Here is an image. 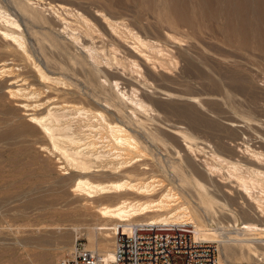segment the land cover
I'll return each mask as SVG.
<instances>
[{
	"label": "rangeland",
	"instance_id": "374dc122",
	"mask_svg": "<svg viewBox=\"0 0 264 264\" xmlns=\"http://www.w3.org/2000/svg\"><path fill=\"white\" fill-rule=\"evenodd\" d=\"M0 6L22 24L31 54L0 34V67L2 62L12 67L0 72V264H55L77 239L93 249L87 232L103 222L95 207L86 205L85 196L73 189L77 171L68 168L40 126L29 120V112H44L53 103L103 110L109 120L136 133L149 149L144 159L149 169L142 175L164 179L156 186V196L168 187L179 191L197 222L219 229V237L230 239L244 221L264 225L251 197L230 176L233 162L248 178H259L253 168L264 170V0H0ZM77 10L95 20L101 19L96 14L100 10L123 21L150 41L152 48L144 49L154 61L124 44L117 52L122 63H117L105 43L102 57L110 65L104 63L107 71L98 70L83 43L71 39L64 28L62 17L76 22ZM96 40L97 46L103 44L101 38ZM83 42L92 44L89 38ZM131 58L142 70L132 66ZM36 64L66 84L43 81ZM105 77L119 79L124 88L133 89L130 93L138 89L136 94L151 105L149 114L139 112L142 124L132 120L127 106H105L115 101ZM19 79L25 82L22 86L42 91L37 101L8 91L17 84L10 82ZM41 101L46 103L37 109L21 106ZM175 127L194 140L190 151L168 134ZM176 148L186 156H179ZM136 165L130 169L142 172ZM106 173L94 178L118 175ZM193 174L214 196L211 204L206 205L207 195L192 181ZM116 195H100L97 202L114 203ZM187 224L194 230L192 222ZM109 231L113 249L115 234ZM254 235L259 238L258 254L227 240L219 241L221 256L229 259L225 261L264 264V233ZM227 246L235 250L232 258H227ZM94 248L104 255L98 245Z\"/></svg>",
	"mask_w": 264,
	"mask_h": 264
},
{
	"label": "bare ground",
	"instance_id": "6f19581e",
	"mask_svg": "<svg viewBox=\"0 0 264 264\" xmlns=\"http://www.w3.org/2000/svg\"><path fill=\"white\" fill-rule=\"evenodd\" d=\"M49 3L53 4L51 2ZM55 5H57V3ZM58 5V7H62L64 10L70 9V7L63 3H58ZM51 6L55 7L54 5ZM73 14L77 18L76 22L62 17L65 23L64 28L67 29L71 39L83 43L88 58H91L98 70L107 71L104 65H110V61H103L102 57L105 55V43L110 46V50L113 52V59L117 63H122L121 57H118L117 52L121 49L120 47L125 46L124 44H126L130 51L137 54V56H141L147 60L152 59V56L144 49L145 47H151L150 41L143 39L140 34L138 35L134 32L135 29L133 30L127 24L122 23L123 21L119 22L113 18L111 19L100 10L96 13L97 18L101 17V19H96L98 22L79 10L75 11ZM0 23L2 24L0 27V34L7 40L16 44L19 49L30 57L31 54L22 24L3 6H0ZM84 38L91 39L92 44H85V42H83ZM96 38H101L103 44L97 46ZM152 60L154 61V59ZM131 63L132 66L136 67L135 69L140 66L137 59H132ZM1 65L0 72L9 71L12 68L11 66H7L6 62H2ZM35 67L43 81L53 80L56 82H63L61 77L49 74L41 65L36 64ZM20 80L21 79L10 82L17 84L15 85L16 87H10L8 91L13 95H24V93H26V98H35V101H37L42 91L35 87L28 89L22 86L25 82H19ZM103 81L111 89L112 97L115 100L114 102L106 101L105 106L107 108H117L119 110L120 106H127L131 109V113L134 116L132 120L142 124L144 119L139 116V112L148 113L152 107L136 94L138 89H135L136 92L130 93L133 89L129 91L124 88L117 78L109 79L105 77ZM50 99L51 97L47 100ZM44 103L46 102L22 103L21 106L27 107L26 109H35ZM28 114L30 115L29 120L39 125L49 138L52 150H56L65 158L66 162L71 166L68 167L69 169L72 168L77 171L78 174L73 189L85 196L86 205L95 207L100 217L103 219V222L89 228L90 230L87 232L90 246L95 249V245H98L99 249L103 251L104 256L108 259H113L115 256L114 250L109 247L108 243L109 238L112 237V233L109 231L110 229L113 230V233H115L117 229H119L120 232L121 227L127 231L129 227L145 223L172 224L192 222L194 224V233L196 237L217 240L222 243L224 241L227 242V240H232L241 245L240 248L242 251L244 248H247L251 254H258L255 242L259 238L254 234H263L264 225L244 221L240 226L236 227L237 229L235 231H231L234 235H231L232 237L226 240L223 237H219L221 236L220 232H218L220 231L219 229L207 228L206 224L201 221V219L199 220L201 221L200 223L197 222L194 216L196 213L192 212L193 210H191V207L187 203L184 201L181 202L180 199L182 197L179 191L174 190L172 187H168L161 190L156 196V186L162 184L164 179L154 174L148 177L142 175L149 169L147 162L144 161L146 155L149 154V149L136 133L129 130L123 124L109 120L105 111L92 109L79 103L64 102L50 104L44 112H29ZM168 134L181 141V144L186 150L190 151L193 148L194 140L192 141V138L187 135L184 129L175 127L174 129H170ZM152 137L156 138L153 134ZM176 151L179 156H186L181 149L176 148ZM215 155L219 160H226L221 155ZM188 157L190 161H192L191 157ZM135 164H137V167L143 169L142 172H135L130 169L131 166L133 167ZM214 167L216 168V166ZM230 167V169H232L231 172L228 168L231 172V174L229 172L230 176L232 177L233 175L237 179L240 186L245 189V194L251 197V201L253 202L251 204H255L261 216H264V170L253 168V173L259 178H248V176L240 172L243 171L242 169L239 171L240 166L236 163H231ZM69 169H64V173H70L71 171ZM109 171L118 174L117 177L108 180L94 178L95 175L101 174V172L110 174ZM191 176L193 178L192 181L197 184V187L199 186L204 190V194L207 195V198L205 196L206 199H203L206 205L211 204L215 199L214 196L208 192L206 185L199 180L195 174ZM256 189L257 191H255ZM227 191L230 193L232 192L230 188H227ZM111 193L117 194L116 196L118 199L116 202H97V198L100 195ZM131 193H135L137 196H128V194ZM225 251L227 258H230L235 250L227 246ZM220 258L223 261L229 260L224 259L221 254Z\"/></svg>",
	"mask_w": 264,
	"mask_h": 264
},
{
	"label": "built area",
	"instance_id": "2783aa9c",
	"mask_svg": "<svg viewBox=\"0 0 264 264\" xmlns=\"http://www.w3.org/2000/svg\"><path fill=\"white\" fill-rule=\"evenodd\" d=\"M114 234L113 259L77 239L55 264H251L221 260L219 241L196 237L187 223L138 224Z\"/></svg>",
	"mask_w": 264,
	"mask_h": 264
}]
</instances>
